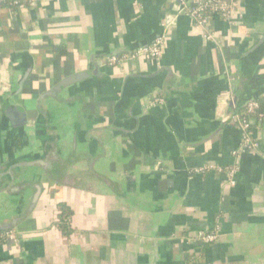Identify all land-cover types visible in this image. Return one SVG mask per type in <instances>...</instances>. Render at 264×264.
Here are the masks:
<instances>
[{"label": "crops", "instance_id": "1", "mask_svg": "<svg viewBox=\"0 0 264 264\" xmlns=\"http://www.w3.org/2000/svg\"><path fill=\"white\" fill-rule=\"evenodd\" d=\"M191 1L31 0L0 8V167H7L0 223L23 212L32 193L10 178L17 174L11 163L54 150L33 129L42 106L52 129L63 132L58 146L72 156L68 174L79 178L77 188L44 182L18 230L22 238L0 243V264H264V126L260 153L234 156L242 135L218 99L231 76L237 107L261 99L264 111V51L252 67L264 0H241L242 18L232 24L212 18L213 42L179 13ZM163 24L159 68L142 60L119 69L103 64L106 53L149 46ZM85 71L90 78L64 85ZM55 87L61 101L46 96ZM162 88H169L166 100ZM159 97L163 105H152ZM7 105L28 115V132L13 130ZM209 164L235 167L234 186L223 187L217 172L194 174ZM90 169L120 185L127 200L86 179ZM61 205L69 211L66 233ZM217 220V243L188 241Z\"/></svg>", "mask_w": 264, "mask_h": 264}, {"label": "built area", "instance_id": "2", "mask_svg": "<svg viewBox=\"0 0 264 264\" xmlns=\"http://www.w3.org/2000/svg\"><path fill=\"white\" fill-rule=\"evenodd\" d=\"M31 0H0V8L3 3L7 4L10 9H21ZM241 0H192L187 5L184 4L179 13L189 17L190 21L196 29L199 30L202 38L206 42H213L214 35L210 30V22L212 18L221 19L229 24L233 23L235 18H242ZM163 33L154 39V41L145 47H140L131 53H124L118 56L108 57L105 60V66L109 69L122 68L132 61L142 60L146 63H155L157 66L162 56L163 47L166 41L167 25H162ZM233 77L228 82L229 89L227 91V100L231 102L234 99L233 94ZM223 101L225 99H222ZM152 105H163V100L159 97L154 99ZM259 105L256 101L249 102L242 114H232L229 121L241 132V144L233 154L238 156L240 153H260L261 140L259 138V128H257L256 111ZM237 169L222 168L215 164L202 166L194 171L196 175H204L210 172H217L225 176L223 187L234 186V176ZM16 236L14 231L0 232V243L12 242ZM221 238L220 226L218 220L213 229L208 232L199 231L188 238V241H195L203 245H212L217 243Z\"/></svg>", "mask_w": 264, "mask_h": 264}, {"label": "water", "instance_id": "3", "mask_svg": "<svg viewBox=\"0 0 264 264\" xmlns=\"http://www.w3.org/2000/svg\"><path fill=\"white\" fill-rule=\"evenodd\" d=\"M176 3L179 4L178 1ZM255 49L258 50V56H257V58H255L253 60L252 67L257 65V59L259 58V60H260V57H261L260 55L264 51V36L262 39H260L258 41L257 47ZM131 52H133V51H131ZM131 52H129V53H131ZM124 53H126V52L125 51H113L110 53H106L107 55H105L104 59L106 60L108 57L118 56V55H121ZM105 60L103 61L104 63L102 62L104 65H105ZM95 66H97V65H95ZM157 67L159 68L160 65H158ZM228 73H229V75L232 73L231 69L228 70ZM90 77H91L90 71L75 73L74 75L65 78L63 83L65 86H71L73 84H76L77 82H81V81L86 80ZM247 78L249 79V73L245 75V78L240 80V83L245 84ZM25 79H26L25 77H23L21 79L20 85H19L20 87L22 86V82ZM240 83H239V85L241 86ZM157 85L158 84L155 83L154 87H156L158 89ZM160 91H161L160 94H162L164 100H166V98L168 97L167 92L169 91V88H162ZM227 91H228V89L223 91L219 95L218 99L219 100L225 99L224 101H227V104H228L229 108L231 109V112H229L227 114V116L229 117L228 119H230V117L232 115V111L234 109V106H236V108H237V104H238V102H240V100H238L237 97H235L231 102H228L227 97H226ZM60 93H61L60 90L55 87L51 91H49L47 95L54 99L56 97V95H58ZM224 104H225V102H224ZM4 116L9 121L13 130L14 131L17 130L18 133H20V131H22L21 128L28 123L27 115L23 111L18 110L16 107L11 106V105H7L4 108ZM260 127H261V125H260ZM262 139H263V145H264V134H262ZM54 156L57 158L56 159L57 164L61 167V169H57V170L53 171L54 172L53 174L48 173V172H44V170H41V168H39V166H38L40 164H38V163H33L32 166L35 167L34 169L36 171H38L40 173H44V174H42L43 176L45 175L44 181L45 180L50 181L56 185H65L67 187L77 188L79 186L77 179H79V178L76 175H72V174L67 173V170L71 167V165L73 164V161H72V163L69 162V165L67 163H65V161L63 159H61L60 153L57 150V148L56 149L54 148ZM71 158H72V156L69 155L68 160ZM17 162H19V161H17ZM12 167H14V166H12ZM5 168H7V167H0V171H2L3 169L5 170ZM62 169H64V172ZM46 176H48V178H46ZM53 176L60 177V179L53 178ZM85 178L86 179H93V180L97 181L101 186H103L108 191L114 193L115 195H117L119 197H123L127 200V198L121 194V191L119 188L120 185L113 183L110 179H108L102 175H99V174L92 172L91 169L89 172L86 173ZM20 187H22L23 189L24 188L25 189H28V188L32 189V193H31V197H30V201H29L28 205H26L24 207V203H23V201H21L23 204V207H24V211L19 213V215H15V217H12L10 221L0 223V232L14 231L16 233L15 238H18V239L22 238V232H18L21 224H23L25 221H27L29 219V217L31 216V214L34 210V207L37 205V203H38V201L42 195V191H43L42 185L39 184L37 181L34 183V179H32V178H31L30 182L26 181V179L24 181H22V185Z\"/></svg>", "mask_w": 264, "mask_h": 264}, {"label": "flooded vegetation", "instance_id": "4", "mask_svg": "<svg viewBox=\"0 0 264 264\" xmlns=\"http://www.w3.org/2000/svg\"><path fill=\"white\" fill-rule=\"evenodd\" d=\"M48 98H49V96H48ZM54 100L61 101L59 95H56ZM41 108H42V109H40V110H42V111H40V113H41L40 117L41 118L39 119L40 123L37 121L34 124L35 128L33 127V129L35 130V135L37 137L36 139L38 141H40V143H42V145L50 146L49 149L51 148V145L53 144L54 148L55 149L57 148V150H59L61 159H63L65 161V163H67L69 165V162L72 163V160L71 159L68 160V158H67L68 155H64L63 154L64 151L62 150V152H61V150L59 149V146H58L59 139L61 138V135L63 134V132L62 133H58V131H55V130L52 129L51 122H49L47 117H44V114L46 112L45 110L47 108L45 109L43 106ZM58 116L59 117H63L64 113L59 112ZM27 117H28V115H27ZM28 119H29V117H28ZM30 127L31 126H30V123L28 121V123L21 128L22 131H20V134L21 133L23 134V132H28V129ZM55 144H56V146H55ZM75 147H76L75 149L79 150V148H78L79 146L77 144H76ZM49 149H44V150H46V153H47ZM56 159L57 158L54 156V150H52V152L51 151L48 152V154L45 157H41L40 159L39 158L38 159H29L28 158L27 161L25 159L21 160V161L19 160L18 163L15 161V162L11 163V166L16 167V169H17L16 173L17 174H16V176L10 174L11 175L10 178L13 177L14 181L17 180V182H19L22 185V181L24 180L23 176H30V178L34 179V183L37 181L39 184L42 185V188H43L42 192H44L47 189V186L44 183V182H47L46 180L44 181L45 175L43 176L42 174H44V173H40V172L36 171L34 169L35 167L32 166V164L33 163H38V164H40L38 166H39V168H41V170H44V172H48V173H52L53 174L54 173L53 171H55L57 169H61V167L57 164ZM19 169H20V171H19ZM62 170L64 172V169H62ZM67 173H68V170H67ZM46 178H48V176H46ZM53 178L60 179V177H56V176H53ZM47 183L49 184L50 181L47 182ZM59 213L60 212H59V209H58L57 210V217H58Z\"/></svg>", "mask_w": 264, "mask_h": 264}, {"label": "trees", "instance_id": "5", "mask_svg": "<svg viewBox=\"0 0 264 264\" xmlns=\"http://www.w3.org/2000/svg\"><path fill=\"white\" fill-rule=\"evenodd\" d=\"M2 7L9 8L8 5L5 4V3H3ZM251 101H256L258 103V105H259V108L256 111V116L255 117L258 120V122H257V128H259V130H260V125H261V127L264 126L263 101L261 99L251 100ZM251 101H246V103H244L243 105H241V107H239V108L237 107L236 109H233L232 114H239V115L242 114L244 112L245 106L249 102H251ZM59 212L60 213L58 214V217L57 218L59 220V223L62 224L61 227L63 229V232L66 233V227L64 226V224H65L66 220L68 219L69 211H68V209L64 205H61L59 207Z\"/></svg>", "mask_w": 264, "mask_h": 264}]
</instances>
